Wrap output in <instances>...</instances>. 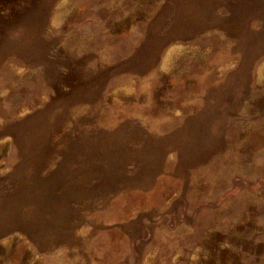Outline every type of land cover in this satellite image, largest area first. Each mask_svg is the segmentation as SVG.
<instances>
[{
  "label": "rangeland",
  "instance_id": "obj_1",
  "mask_svg": "<svg viewBox=\"0 0 264 264\" xmlns=\"http://www.w3.org/2000/svg\"><path fill=\"white\" fill-rule=\"evenodd\" d=\"M0 264H264V0H0Z\"/></svg>",
  "mask_w": 264,
  "mask_h": 264
}]
</instances>
